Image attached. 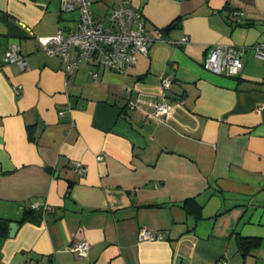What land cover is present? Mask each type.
<instances>
[{"label": "crops", "instance_id": "crops-1", "mask_svg": "<svg viewBox=\"0 0 264 264\" xmlns=\"http://www.w3.org/2000/svg\"><path fill=\"white\" fill-rule=\"evenodd\" d=\"M121 1L92 3L95 18ZM130 1L148 54L125 73L86 62L68 77L39 38L75 31L78 13L0 0V264H264V60L248 52L264 42V0ZM11 44L27 69L4 62ZM216 44L246 48L239 76L205 68ZM164 95L184 105L158 119ZM241 237L261 241L245 251ZM81 239L85 256L71 250Z\"/></svg>", "mask_w": 264, "mask_h": 264}, {"label": "built area", "instance_id": "built-area-1", "mask_svg": "<svg viewBox=\"0 0 264 264\" xmlns=\"http://www.w3.org/2000/svg\"><path fill=\"white\" fill-rule=\"evenodd\" d=\"M103 0H62V10L67 13H78L76 29L65 33L60 29L55 35L40 37V49L49 56L61 57L64 61V72L66 76H72L86 62L98 65L104 71L125 73L127 68L135 63V55H147L153 38L148 36L145 22L137 15L136 8L130 0H122L106 14L104 18L97 19L92 10V3ZM235 20L240 22L244 19L242 11H233ZM187 37L177 42L181 44L187 41ZM255 56L264 60V42L252 48ZM246 48L234 45L216 44L210 46L204 66L207 70L230 77L239 76L244 63L241 59ZM5 63H15L22 70L29 67L28 58L22 54L20 46L11 44L4 52ZM94 80L99 78V72L90 70ZM174 82L170 73L161 76V86L169 90ZM20 87L16 88L19 93ZM142 100L129 101L128 108L135 110ZM184 102L177 100L169 102L167 96L154 105V117L158 119L168 118L176 107H182ZM62 115L63 112L61 111ZM101 158V157H100ZM75 171L84 174L87 168L80 162L75 163ZM32 208H37L38 203H33ZM140 238L153 240L161 238L160 234L143 228ZM89 243L85 239L75 242L71 246L73 252L81 256L88 253ZM218 264H228L226 259L219 260Z\"/></svg>", "mask_w": 264, "mask_h": 264}, {"label": "trees", "instance_id": "trees-1", "mask_svg": "<svg viewBox=\"0 0 264 264\" xmlns=\"http://www.w3.org/2000/svg\"><path fill=\"white\" fill-rule=\"evenodd\" d=\"M236 22H238L237 20H235ZM245 20L244 19H242L240 22H238V23H242V22H244ZM249 49V48H248ZM225 76V75H224ZM230 77V76H229ZM235 77H237V76H235ZM32 127H29L28 126V131H29V135L30 136H32ZM70 184H72V182H70ZM28 214H30L29 212H26L25 214H24V217H26ZM24 220H25V218H24ZM9 220H7V219H1L0 220V223L2 224V226L6 229L7 228V226L9 225ZM260 241H261V239L260 238H257V237H241L240 238V242H241V248L243 249V250H245V251H247V250H250V249H253V248H256V247H258L259 246V244H260Z\"/></svg>", "mask_w": 264, "mask_h": 264}, {"label": "water", "instance_id": "water-1", "mask_svg": "<svg viewBox=\"0 0 264 264\" xmlns=\"http://www.w3.org/2000/svg\"><path fill=\"white\" fill-rule=\"evenodd\" d=\"M48 172H52V168L49 167ZM18 228V224L16 222L10 223V235L13 236Z\"/></svg>", "mask_w": 264, "mask_h": 264}, {"label": "rangeland", "instance_id": "rangeland-1", "mask_svg": "<svg viewBox=\"0 0 264 264\" xmlns=\"http://www.w3.org/2000/svg\"><path fill=\"white\" fill-rule=\"evenodd\" d=\"M94 10H95V8H94ZM96 11V10H95ZM75 13V12H74ZM250 54H252V53H254L255 54V52H254V50L253 49H249V51H248Z\"/></svg>", "mask_w": 264, "mask_h": 264}]
</instances>
